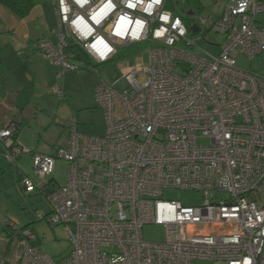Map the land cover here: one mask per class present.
<instances>
[{"label": "built area", "instance_id": "built-area-1", "mask_svg": "<svg viewBox=\"0 0 264 264\" xmlns=\"http://www.w3.org/2000/svg\"><path fill=\"white\" fill-rule=\"evenodd\" d=\"M51 3L56 23L32 47L57 77L136 43L152 47L146 66L129 63L124 88L119 79L96 86L104 135L77 133L73 122L67 145L45 154L17 144L14 123L0 129L8 161L31 154L42 182L24 174L19 185L44 196L50 211L40 217L64 225L70 243L50 257L33 230L7 220L24 242L17 264H264V2L226 0L219 16L188 24L166 0ZM209 33L223 36L210 50L199 44ZM239 56L254 66L241 68ZM56 159L67 163L64 185L45 180ZM167 188L198 192L202 203L163 199ZM146 224L161 226L163 239L145 240Z\"/></svg>", "mask_w": 264, "mask_h": 264}, {"label": "rangeland", "instance_id": "rangeland-1", "mask_svg": "<svg viewBox=\"0 0 264 264\" xmlns=\"http://www.w3.org/2000/svg\"><path fill=\"white\" fill-rule=\"evenodd\" d=\"M172 3L174 11L182 16L186 15L189 4H186L184 0H174ZM222 5L223 0H219L215 3H204L199 11L192 7L194 14L187 18L184 17L185 23L188 24L192 21V17L199 14L198 12L203 16L210 17H213V13L220 14ZM262 21L264 24V18ZM222 39L221 34L209 33L199 41V44L210 50L213 48L208 42H221ZM151 47L152 43L150 42L133 44L125 49H119L118 55L105 63L93 65L81 62L80 67L82 69L79 72L68 71L63 77H57L55 73L50 85L33 86L34 95L32 96L28 89L23 90L22 99H28V96H31L29 102L36 110L34 117H28L22 123L20 138L24 146L28 148V144H32L31 148L36 152L44 151L52 154L56 148L67 145L73 122L77 133L104 135L107 118L104 109L95 100L96 86L101 82L110 85L119 79L115 87L124 88L126 81L123 74L130 70L129 63H132L133 67L136 65L146 66ZM254 64L243 56L237 58V65L241 68L249 69ZM144 78L143 74L138 76L141 81ZM55 85L63 89L62 97L52 93V87ZM198 141L203 142L202 139H198ZM23 155L19 160V165L37 184L41 183L42 180L34 173L29 154ZM11 166L14 169L15 166L13 164ZM11 166L8 165V167ZM4 180L8 194L7 197H4L8 209L7 217L15 219L19 227L29 225L38 239L37 246L40 252L53 258L68 254L70 243L64 225L56 224L51 227L46 220H38V213L46 214L49 211L48 201L41 197L43 195L39 194V191L33 195H22L16 187L18 183L12 176V171L7 172ZM45 180H52L57 185H64L67 180L66 161L56 159L53 172ZM162 198L177 200L185 206L200 205L203 200L202 195L198 192L181 191L173 188L165 189ZM142 234L147 241H161L163 228L159 225L146 224L142 227ZM196 263L225 264L222 261L213 260H197Z\"/></svg>", "mask_w": 264, "mask_h": 264}, {"label": "crops", "instance_id": "crops-1", "mask_svg": "<svg viewBox=\"0 0 264 264\" xmlns=\"http://www.w3.org/2000/svg\"><path fill=\"white\" fill-rule=\"evenodd\" d=\"M184 1L186 3L190 0ZM217 1L219 0H194L189 4L186 13L193 12L192 7L199 11L204 3H215ZM262 1L264 2V0ZM225 2L226 0H223L222 10ZM198 13L200 14V12ZM220 14L213 13V17ZM263 18L264 12L259 14L257 18L259 24L264 27ZM56 19L51 0H35V5L24 18H18L10 9L0 4V129L9 123H14L16 125L14 140L22 146H24L20 138L22 123L28 117H34L36 114L35 107L29 102L30 97L34 95L33 89L35 85L39 87H43L45 84L50 85L54 74H57V68L47 63L41 54L32 47V44L40 38L49 36V31L54 27ZM25 89L31 92L28 99H22L21 96ZM28 145L30 146L28 148L35 153L51 154L44 151L36 152L31 148L32 144ZM23 156V154L19 155L14 162L8 161L0 142V264H17L24 247L23 240L12 235V231L5 225L7 220L16 225L17 222L15 219L7 217L8 209L4 197H7L8 194L4 186V177L7 172L12 171V176L18 183L16 187L24 196L38 192L26 193L19 185L20 177L26 174L19 165V160ZM28 156L32 160L31 154ZM12 164L16 168L13 169ZM8 165L11 167H8ZM39 194L41 193L39 192ZM41 197L44 198V196ZM44 201L46 200L44 199ZM47 205L49 206L48 202ZM49 211L46 214L38 213V220H46L41 218L40 215L45 216Z\"/></svg>", "mask_w": 264, "mask_h": 264}, {"label": "trees", "instance_id": "trees-1", "mask_svg": "<svg viewBox=\"0 0 264 264\" xmlns=\"http://www.w3.org/2000/svg\"><path fill=\"white\" fill-rule=\"evenodd\" d=\"M172 1L174 0H166L165 7L167 9L174 10ZM192 1L194 0H190L186 2V4H190ZM0 4L10 9L18 18H24L29 14L31 9L35 5V0H0ZM184 17L187 18L188 15L186 14ZM25 228H30V227L29 225H26L24 227H19L20 230ZM9 230L12 231L11 228H9ZM11 234L20 237V233L12 232Z\"/></svg>", "mask_w": 264, "mask_h": 264}, {"label": "water", "instance_id": "water-1", "mask_svg": "<svg viewBox=\"0 0 264 264\" xmlns=\"http://www.w3.org/2000/svg\"><path fill=\"white\" fill-rule=\"evenodd\" d=\"M192 11H189V12H187L186 14L188 15V16H191L192 15ZM189 29L192 31V32H199L200 31V28L198 27V25L197 24H192V25H190L189 26Z\"/></svg>", "mask_w": 264, "mask_h": 264}]
</instances>
